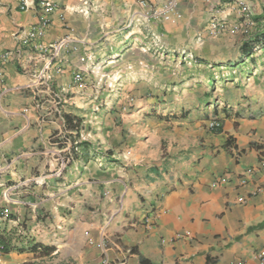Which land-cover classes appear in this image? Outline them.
Returning <instances> with one entry per match:
<instances>
[{
	"label": "crops",
	"instance_id": "0c3cea01",
	"mask_svg": "<svg viewBox=\"0 0 264 264\" xmlns=\"http://www.w3.org/2000/svg\"><path fill=\"white\" fill-rule=\"evenodd\" d=\"M40 1L57 6L45 33L32 41L43 53L21 45L38 23ZM139 1L30 0L31 9L21 12L12 0H0V51L13 53L0 63V209L10 216L0 218V233L22 249L0 253V264H234L264 249V188L256 190L264 186V104L245 109L232 124L222 121L220 133L203 131V118L186 132L194 109L213 99L201 94L172 103L167 94L194 91L195 79L177 80L181 69L207 65L213 57L229 65L234 44L241 57V47L264 32V0H245L253 27L260 25L248 36L240 35L245 23L238 7L234 11L237 0H177L169 14L164 9L173 0H147L157 18L140 10ZM227 5L226 33L213 36L209 23ZM139 15L150 39L137 37ZM121 34L128 37L109 47ZM139 40L145 48H164L153 73L137 66ZM126 51L125 87L139 84L142 94L134 95L121 127L111 126L113 108L102 114L97 133L79 149L89 161L64 166L84 136V104L92 89L109 81L107 60ZM57 101L61 116L54 113ZM153 106L164 109L159 123L181 125L186 134H169L164 125L158 134H146L141 121ZM67 118L79 122L78 134L66 128ZM250 168L256 172L241 185ZM33 244L53 252L40 256L29 250Z\"/></svg>",
	"mask_w": 264,
	"mask_h": 264
},
{
	"label": "rangeland",
	"instance_id": "374dc122",
	"mask_svg": "<svg viewBox=\"0 0 264 264\" xmlns=\"http://www.w3.org/2000/svg\"><path fill=\"white\" fill-rule=\"evenodd\" d=\"M146 3L145 7H142L140 3ZM240 0L235 1V7L234 11L237 10V7L239 5ZM140 10H142L144 13L148 14V16L158 17L159 11L155 10L148 2L147 0H140L138 2ZM230 5L222 6L217 9L218 15L216 17H213V20L222 26L228 23V18L231 17L230 12ZM232 9V8H231ZM264 17V12H263ZM241 18V17H240ZM142 19L140 15L137 18L136 22V34L137 37H141L142 35L147 36L150 35L149 39L151 38V32L146 31L142 28ZM257 24L256 21H253ZM112 26V25H110ZM254 28L259 29L260 25L257 27H250L246 24L242 25L241 28V36H248ZM221 27H218V30L221 31ZM264 29V28H263ZM224 30V29H223ZM111 31V29H110ZM226 33L225 31H221L220 34ZM126 35H120L119 37L115 36L112 43H109V47H115L118 45L119 42H121L122 37L123 39L127 36ZM128 37V36H127ZM153 40V37H152ZM151 42V40H149ZM141 41L139 40V43ZM141 47H139V51L137 53V59L138 64L137 66L145 67L148 66L149 70L153 73L155 71V63H157L159 60H161L160 55L158 52H163L164 48H158L153 43L150 44V46H147L145 48V45L143 43H140ZM147 53H144V51ZM199 48H202L201 46ZM157 50V52H156ZM240 47L234 44L230 49V57L233 59V61L230 63L231 65H227V62H218V59H214L213 61L209 60L207 65L200 66L198 64L191 65L188 68L181 69L177 76V80L183 81L184 79H195V89L194 91H183L175 89V91H172V89L167 93L171 97V102H175L176 100H182L185 101L187 98H191L192 95L198 96L201 94H204L205 97L209 95L210 98L213 99L212 105H207L206 107H198L197 109H194V118H190L189 121L191 122L190 125H185L186 132H188V129L191 128V126H194L196 124V119L203 118L206 119V123H200L201 127H203V131L208 128L210 132L214 134L213 131L209 128V124L213 121H218L220 124V127H222L221 122L227 121L228 123H231V120H235L237 118H241L244 116L245 109H251V108H257L258 105L264 104V47H258L254 48L252 50V53L250 56L247 57H237V53H239ZM113 57L109 58L107 61L109 62L111 68L107 71H110L109 73V81L104 86L101 85V87L97 86L95 89H92L91 94L93 96H90L91 101L84 104L83 108H86L85 110V117L83 118L85 120L83 127H82V133L84 134V141L87 142L88 134H96L97 127L96 123L99 122V119H101L102 114L104 112H107V109L111 111L114 110V116L113 119L110 121L111 126L114 127H121L122 120L121 116L128 113L129 110L133 109V102L131 101L134 99V101L137 99L134 97V95L140 96L141 92V86L137 84L136 90L130 89L129 86L125 87V84L128 81L127 76H122L121 74L126 72L127 70V61L131 54H129V51L121 53L119 56L117 53H115ZM149 55V58L147 59L143 55ZM177 56V54H176ZM228 56V55H224ZM223 56V57H224ZM158 58V59H156ZM226 59V58H225ZM145 60V61H144ZM176 60V58H175ZM204 61V60H201ZM141 62V63H140ZM217 62V63H216ZM230 62V61H228ZM180 65L185 66L186 60L181 59ZM213 65V69L209 68L208 65ZM179 65V66H180ZM177 68H181V66ZM106 70V69H105ZM97 79V78H96ZM94 78V80H96ZM209 79V80H208ZM131 80V79H129ZM208 80V81H206ZM110 83V87H108V84ZM167 92V91H164ZM97 96V106H99L98 111L96 113H92L94 107L92 106V99L94 96ZM166 96V93L163 95ZM162 96V97H163ZM175 97V98H174ZM148 98H152L153 96H149ZM156 98V97H155ZM176 99V100H174ZM228 102V103H227ZM260 107V106H259ZM113 108V110H112ZM155 108V109H154ZM261 109V107H260ZM264 109V107H263ZM156 110V111H154ZM163 108L159 106H153L148 107L147 112L143 113V117L141 123L145 126L146 134H158L157 129L158 126L164 125L165 128L162 129V131H166L169 134H186L183 133L182 130H180L181 125H176V123H159L158 116L162 115ZM175 110V109H174ZM201 110V111H200ZM213 110V112H212ZM110 111V112H111ZM170 114H176L177 111H169ZM190 111H187V114ZM205 112V113H203ZM160 114V115H157ZM217 117L218 119H216ZM211 119V120H209ZM110 120V118L108 119ZM140 123V125H142ZM232 124V123H231ZM236 123H233V130L235 129ZM175 129V130H174ZM123 131V130H122ZM163 134H166L165 132ZM188 134V133H187ZM97 147V145H95ZM96 149V148H95ZM92 156L96 157L98 151H91ZM75 160L73 159L72 163ZM2 210L0 209V212ZM3 218V217H1Z\"/></svg>",
	"mask_w": 264,
	"mask_h": 264
},
{
	"label": "built area",
	"instance_id": "2783aa9c",
	"mask_svg": "<svg viewBox=\"0 0 264 264\" xmlns=\"http://www.w3.org/2000/svg\"><path fill=\"white\" fill-rule=\"evenodd\" d=\"M12 1L14 2L16 8L21 12H27L28 10L31 9V6L33 5V2H30V0H12ZM176 1L177 0H173V2H171L170 5L164 9L165 14H169V13L174 12ZM140 5L142 7H145L146 3L141 2ZM38 6H39L38 8L41 11V15L39 17L38 23L35 26L31 27L25 33L24 37L21 39V45L26 46V47L31 46L34 50H38V51L43 53V52H45L44 48H42L41 45H39L35 42L33 44L32 41H35L36 39L42 37V35L45 33L47 26H48V23H49V16L52 12H54L57 9V6L54 3L48 2V1H45V2L40 1ZM238 10H239V15L243 19L244 23L250 27H253V22L251 19L252 5L245 0L240 1L239 5H238ZM218 27H221L222 28L221 31H224L223 29L225 28V26L217 24L212 19L211 22L209 23V26H208L209 33L213 36L216 34H220L221 31L218 30ZM240 28H241L240 26L239 27L238 26L237 27H230L229 32L231 34H236L240 30ZM12 56H13V53L10 51H0V63L4 64V63L8 62ZM80 80H81V76L76 75L74 78V81L78 82ZM108 87H110V83L108 84ZM97 100H98L97 96L95 95L92 99V106L94 107L92 113H96L98 111L99 106H97ZM54 113L57 116H61V109H60V104L58 101L55 104ZM219 125H220L219 122L213 121L209 124V128L212 131V130L217 129L219 127ZM82 141H84V136L80 135L78 137V139L72 145V151L76 155L79 154V149H78L77 145L80 144ZM73 153H71V151H70L69 154L66 156V158L63 161L64 166L68 165L69 163H72V161L74 159ZM261 167L264 168V163L261 164ZM255 172H256V170L254 168H250V169L246 170L242 179H241V185H245L247 182V178H249ZM263 188H264V186H261V187L257 188L256 190L260 191ZM237 202L243 203L244 199L242 197H239V198H237ZM6 215H7V213L5 211L0 212V216L3 218H5ZM234 264H264V249L258 250L254 254L251 261H243V262L234 263Z\"/></svg>",
	"mask_w": 264,
	"mask_h": 264
},
{
	"label": "trees",
	"instance_id": "16d2710c",
	"mask_svg": "<svg viewBox=\"0 0 264 264\" xmlns=\"http://www.w3.org/2000/svg\"><path fill=\"white\" fill-rule=\"evenodd\" d=\"M261 46L264 47V32L252 37L251 40L248 41V43L244 44L241 47V57L244 58V57L250 56L252 53V50L254 48H258ZM229 65H231V64H229ZM65 124H66V128L68 130L75 131L78 134L79 122H72L70 119L67 118ZM212 131L214 133H220L221 132L220 125L217 129L212 130ZM227 143H228V141H227ZM87 145L88 144L86 142H82V143L78 144L77 147H78V149L86 148ZM71 153H73L72 150H71ZM73 156H74V160H75L74 163H78L80 160H83L86 162L90 160V158H88V155H76L75 153H73ZM9 218H10V216L6 215L5 219L8 220ZM12 250H15L17 252L22 251L21 248L11 247L9 245L8 236H4L0 233V253L1 254H8ZM29 250L33 253L39 254L40 256H47L53 252V248L44 247V246H41L39 244L31 245Z\"/></svg>",
	"mask_w": 264,
	"mask_h": 264
}]
</instances>
